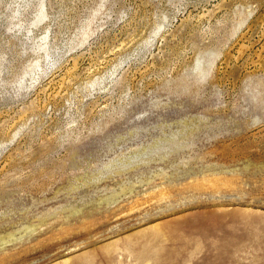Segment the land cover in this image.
Returning <instances> with one entry per match:
<instances>
[{"label":"rangeland","instance_id":"374dc122","mask_svg":"<svg viewBox=\"0 0 264 264\" xmlns=\"http://www.w3.org/2000/svg\"><path fill=\"white\" fill-rule=\"evenodd\" d=\"M0 264H264V0H0Z\"/></svg>","mask_w":264,"mask_h":264}]
</instances>
